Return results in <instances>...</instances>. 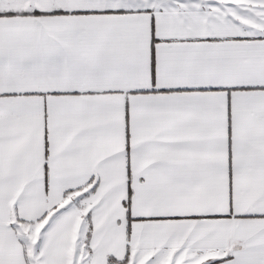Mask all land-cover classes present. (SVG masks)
<instances>
[{
    "label": "snow or ice",
    "instance_id": "1",
    "mask_svg": "<svg viewBox=\"0 0 264 264\" xmlns=\"http://www.w3.org/2000/svg\"><path fill=\"white\" fill-rule=\"evenodd\" d=\"M0 264H264V0H0Z\"/></svg>",
    "mask_w": 264,
    "mask_h": 264
}]
</instances>
